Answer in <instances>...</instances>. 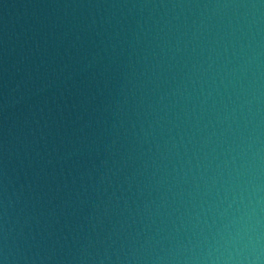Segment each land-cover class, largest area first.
<instances>
[{
  "label": "water",
  "instance_id": "water-1",
  "mask_svg": "<svg viewBox=\"0 0 264 264\" xmlns=\"http://www.w3.org/2000/svg\"><path fill=\"white\" fill-rule=\"evenodd\" d=\"M0 182L18 264H264V0H0Z\"/></svg>",
  "mask_w": 264,
  "mask_h": 264
}]
</instances>
